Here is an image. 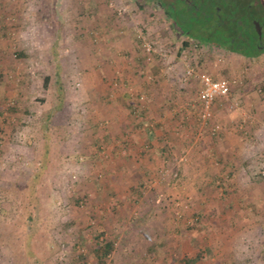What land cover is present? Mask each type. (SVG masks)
<instances>
[{
  "label": "rangeland",
  "instance_id": "rangeland-1",
  "mask_svg": "<svg viewBox=\"0 0 264 264\" xmlns=\"http://www.w3.org/2000/svg\"><path fill=\"white\" fill-rule=\"evenodd\" d=\"M109 2L16 0L27 3L28 23L0 10V264H181L197 253V264H264V53L248 59L196 40L181 49L187 37L157 2L117 0L123 15ZM174 2L183 32L194 25L193 7ZM23 24L36 33L26 55L17 44ZM110 24L108 47L102 31ZM141 34L166 55L147 61ZM188 65L236 78L238 105L218 102L203 126L199 84L182 79ZM58 78L64 102L56 109ZM178 114H188V127ZM118 116L126 127L173 125L169 142L188 140L187 152L123 168L118 156H128L132 137L121 134ZM214 124L220 131L211 135ZM188 128L194 132L180 133ZM145 212L150 220L139 222ZM146 237L160 247H145ZM107 240L114 249L101 261Z\"/></svg>",
  "mask_w": 264,
  "mask_h": 264
},
{
  "label": "trees",
  "instance_id": "trees-1",
  "mask_svg": "<svg viewBox=\"0 0 264 264\" xmlns=\"http://www.w3.org/2000/svg\"><path fill=\"white\" fill-rule=\"evenodd\" d=\"M153 1L157 2L158 7L164 9L172 20L173 26L175 28L178 27L176 30L187 37V39L182 40L181 49L190 48V40H196L200 43H210L215 48L224 47L226 50L235 54H241L248 59H253L261 53H264V0H198L200 3L196 0H190L191 4L186 3V0H180L185 6L184 9H192L191 7H193L191 12L192 16H194L193 19L196 20V18H200V14L205 17L204 23L194 20V22H192L194 25L189 26L188 29L183 32L180 31V29H183L186 19L183 14L181 15L177 12V6L181 7L182 5H177L174 0ZM256 22H258L262 28L261 34H259L256 29ZM48 81L49 77L45 79V86L48 84ZM57 81L60 97L56 109L60 108L64 102L63 85L60 78H58ZM130 108L132 111H138V109H135L133 106H130ZM48 118H50V116ZM45 122L46 125L49 123L48 120ZM110 139L111 137L108 136L107 141L110 142ZM128 143L129 142H126L125 146L129 145ZM48 152L49 144L47 140L43 159L41 161V170L45 169L48 163ZM38 177L39 175L37 173L34 179H32L33 184L30 186L31 192L34 191L36 187V178L38 179ZM142 182L146 183L147 181L144 180ZM32 219L33 218L29 216V220ZM30 237L31 236L28 234V239L26 241L27 246ZM113 249L114 241L107 240L105 244L98 248L97 255L102 261ZM27 256H33L29 249H27ZM201 258L202 254L197 253L193 256L185 257L181 264H197ZM34 261H37V259ZM26 264H35V262L28 261Z\"/></svg>",
  "mask_w": 264,
  "mask_h": 264
},
{
  "label": "crops",
  "instance_id": "crops-1",
  "mask_svg": "<svg viewBox=\"0 0 264 264\" xmlns=\"http://www.w3.org/2000/svg\"><path fill=\"white\" fill-rule=\"evenodd\" d=\"M13 1H14V3L11 2V0H0V8H1L0 10L5 9L6 12L13 10V12H16L17 16L19 17L18 19L20 21L26 20L25 18L22 17V14H24L25 9L27 10V8H26L27 3L16 5V0H13ZM23 1L26 2V0H23ZM20 5H22V6H20ZM26 21H25V23H26ZM27 23H28V21H27ZM22 26H23L22 31L19 32L21 30V28L18 31V38H17L18 42H17V44H18L19 48L22 50L21 54L26 55V53L33 51V49L35 47L34 45H36L34 43V41H32L36 37V33L34 32V30L32 28L33 25L30 26V24H28L26 26L23 24ZM110 26H111V24L108 25V27L102 31V33L105 37L104 39L109 41L108 47L111 44H114L113 40L115 39V38H113V33H111L112 29ZM20 34L23 35V38ZM37 37H39V36L37 35ZM105 64H106V62H105ZM61 66H62L61 64H58L57 67L61 68ZM103 70L112 71V66H110V65L107 66V64H106L103 66ZM108 78L110 79V74H109ZM122 97L123 98L128 97V94L123 93ZM2 101H3V98H0V103ZM126 103H127V101H126ZM149 106L151 107V109H154L156 107L155 111L157 110V112H160V110L162 109L161 105H159V107H158L154 103H151ZM125 108H124L125 112H123L124 119H125V117L128 118L127 117L128 114L126 113L127 108L126 109ZM148 110H150V109L148 108ZM148 110H147V112H149ZM177 116H179V118L181 117L180 119H182L184 125L186 127H188L189 123L186 120V119H189L188 114H186V115L178 114ZM118 119L121 122V124H120L121 128L123 126V129L120 130L121 134L127 135L126 133H128L132 137L131 143H128L129 144L128 148H127L128 156H125V157L118 156L119 162H120V159H122L120 165L123 166V168L126 165H134V166L135 165H141V167H154L157 163H161V162H159L160 161L159 159L161 157L164 159V155H167V153H169V152L173 153V152H177V151L181 153V152L186 151L188 149L187 148L188 147V140H185L182 137H180V139H178L181 142V145H178V146L176 145V147L174 146L175 145L174 142L172 145H171V141L169 142V140L174 137L173 134L178 133L175 131L173 132V130H175L173 128V125L171 126L168 124L169 126L165 125L163 127L160 125L161 127L159 129L154 128L152 130L149 128L147 129V128L141 126V124H138L136 122L134 123V125H131L130 127H128V126L126 127V124H125L126 121H124V119L120 120V116H118ZM179 130L180 129H177V131H179ZM191 131L192 130H190L188 128L185 131L181 130L180 133H186V132L191 133ZM192 132H194V130ZM111 139L113 140L114 138L111 137ZM142 145H145V146H142ZM174 149L177 151H174ZM189 152H190V150L188 151L187 155L189 154ZM119 215L120 214L118 213L115 216L118 217L119 222H122V220L120 218L122 216H119ZM150 216H151L150 213L145 212V214L143 216V220L139 219V222L145 221V220H150ZM109 217H110V215L107 214L104 218L105 221L109 222ZM146 239H147V237L145 238V240L142 239L143 244H145V247L149 246V248L152 250H154L155 248H159L161 245V243L152 242L151 237H148V240H146Z\"/></svg>",
  "mask_w": 264,
  "mask_h": 264
},
{
  "label": "built area",
  "instance_id": "built-area-1",
  "mask_svg": "<svg viewBox=\"0 0 264 264\" xmlns=\"http://www.w3.org/2000/svg\"><path fill=\"white\" fill-rule=\"evenodd\" d=\"M109 5L115 7L120 15H123L127 11V8L118 4L117 0H110ZM139 36L143 38L142 46L147 61H151L156 53L166 55L159 52L151 42H146V39L142 34ZM182 79L183 81L194 79L199 84L197 97L199 103V120H201L203 126L207 124L209 125L211 122L215 106L218 102H231V107L238 105V102H233L231 100L233 86L238 82L236 78L223 77L216 79L210 74L206 72H199L193 66L188 65ZM209 131L211 135L218 134L220 131V125H211Z\"/></svg>",
  "mask_w": 264,
  "mask_h": 264
},
{
  "label": "flooded vegetation",
  "instance_id": "flooded-vegetation-1",
  "mask_svg": "<svg viewBox=\"0 0 264 264\" xmlns=\"http://www.w3.org/2000/svg\"><path fill=\"white\" fill-rule=\"evenodd\" d=\"M186 3H190L191 4V1L190 0H186ZM258 23V22H257ZM259 24V23H258ZM259 27H260V32H258L259 34H261V32H262V28H261V26L259 25ZM256 29H257V27H256ZM258 30V29H257ZM220 48H224V47H220ZM220 48H218V49H220ZM225 49V48H224ZM230 52V51H229Z\"/></svg>",
  "mask_w": 264,
  "mask_h": 264
},
{
  "label": "water",
  "instance_id": "water-1",
  "mask_svg": "<svg viewBox=\"0 0 264 264\" xmlns=\"http://www.w3.org/2000/svg\"><path fill=\"white\" fill-rule=\"evenodd\" d=\"M256 27L258 29V32H260V27H259V24L256 22Z\"/></svg>",
  "mask_w": 264,
  "mask_h": 264
}]
</instances>
